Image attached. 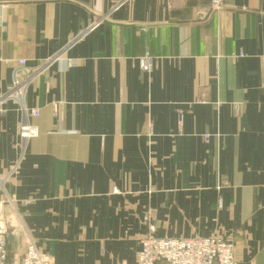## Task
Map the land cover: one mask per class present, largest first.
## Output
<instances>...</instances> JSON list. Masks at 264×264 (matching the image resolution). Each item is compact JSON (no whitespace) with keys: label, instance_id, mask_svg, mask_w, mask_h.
<instances>
[{"label":"crops","instance_id":"0c3cea01","mask_svg":"<svg viewBox=\"0 0 264 264\" xmlns=\"http://www.w3.org/2000/svg\"><path fill=\"white\" fill-rule=\"evenodd\" d=\"M213 1L0 0V178L53 264H136L150 227L264 264V0Z\"/></svg>","mask_w":264,"mask_h":264},{"label":"built area","instance_id":"2783aa9c","mask_svg":"<svg viewBox=\"0 0 264 264\" xmlns=\"http://www.w3.org/2000/svg\"><path fill=\"white\" fill-rule=\"evenodd\" d=\"M221 8L220 1L214 0L213 9L219 11ZM96 27L93 26L89 31ZM67 50L45 61L37 69V73L41 74L48 66L55 63L61 64L63 70L78 66L77 60L64 57ZM18 64L20 68L26 67L24 60H20ZM155 64L156 58L148 53L139 58L140 69L146 73L151 72ZM31 79L32 77H28L25 81L18 80V78L14 79L4 98L16 100L25 116L29 113L33 117H38L40 115L38 109L28 110L25 106L26 90ZM19 131L23 143L37 138L39 134L38 129L28 122L22 123ZM10 177L9 175L0 178V264H53L52 257L37 248L33 238L25 229L17 211L18 201L7 189ZM22 203L29 205L30 201ZM6 207L13 211L11 224L7 218L5 219V216L7 217ZM10 236L13 242H9ZM21 238L26 242L25 251L22 254L18 253L17 250L10 252V247L19 244ZM140 245L141 249L137 254L136 264H239L235 257L233 242L220 235L206 238H161L155 235V228L150 227L149 234L141 240Z\"/></svg>","mask_w":264,"mask_h":264},{"label":"rangeland","instance_id":"374dc122","mask_svg":"<svg viewBox=\"0 0 264 264\" xmlns=\"http://www.w3.org/2000/svg\"><path fill=\"white\" fill-rule=\"evenodd\" d=\"M18 204H19V202H18ZM18 204H17V206H18ZM3 208H5V207L3 206ZM6 215H7V217L5 216V219L7 218V221H10V224H11V222H12L11 220H13V218H11V216H13V211L9 207H6ZM25 229L27 230L26 227H25ZM9 242H13V239L11 236L9 237ZM25 249H26V242L24 239L21 238L19 244H14L10 247V252H16V250H17L18 253L22 254L25 251Z\"/></svg>","mask_w":264,"mask_h":264}]
</instances>
